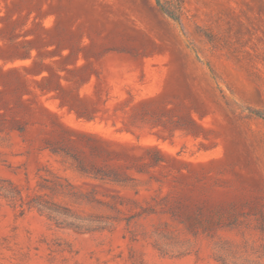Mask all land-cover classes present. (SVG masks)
<instances>
[{
    "label": "rangeland",
    "instance_id": "374dc122",
    "mask_svg": "<svg viewBox=\"0 0 264 264\" xmlns=\"http://www.w3.org/2000/svg\"><path fill=\"white\" fill-rule=\"evenodd\" d=\"M157 1L0 0V264H264V0Z\"/></svg>",
    "mask_w": 264,
    "mask_h": 264
},
{
    "label": "trees",
    "instance_id": "16d2710c",
    "mask_svg": "<svg viewBox=\"0 0 264 264\" xmlns=\"http://www.w3.org/2000/svg\"><path fill=\"white\" fill-rule=\"evenodd\" d=\"M158 5H160L159 0L157 1ZM167 14L170 18L173 20L179 21L178 17L173 14L170 11H167ZM257 115L264 119V114L257 113ZM53 153H64V155L71 157L73 161H75L77 168L86 174L92 175L93 177L101 180H110L114 181V174L112 172L105 171L98 167H93L92 170H89V168L75 155L70 154L69 152H66L65 150H56L54 148L51 149ZM0 193L7 198L10 201H13L16 199V197L21 198V193L16 190L14 187L9 184L8 188H0ZM29 209L36 210L40 215L47 217L50 221H52L55 225L58 227L63 228H70L77 232H93L99 229H102V225H96V224H83L74 220H70L68 218H65L62 216L64 215H70V212L66 209H61L54 203H51L49 201L43 200L41 197L33 198L31 201L28 202Z\"/></svg>",
    "mask_w": 264,
    "mask_h": 264
}]
</instances>
